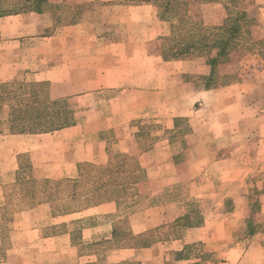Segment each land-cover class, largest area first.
Returning <instances> with one entry per match:
<instances>
[{"label":"crops","instance_id":"crops-1","mask_svg":"<svg viewBox=\"0 0 264 264\" xmlns=\"http://www.w3.org/2000/svg\"><path fill=\"white\" fill-rule=\"evenodd\" d=\"M13 4L14 0H0V7ZM161 14L156 1L46 0L40 13L0 15V87L45 84L50 100L70 104L72 118V124L60 130L14 134L7 125L11 112L1 107L0 144L57 137L59 147H67V152L46 162L38 152L43 146L8 147L6 151L14 156L10 164L0 162V189L13 185L23 170H31L37 179L77 180L84 167L111 165V150L120 156L137 155L140 160L149 157L154 162L145 165L138 161L145 177L136 184L128 235L142 236L173 222L178 233L173 238H157L148 247L123 252L133 253L134 261L146 264L162 245L178 246L174 254L179 259L174 264H200V258L184 257L187 248L212 246L215 249L208 253H216L219 247L215 246L228 241L227 256L219 263L211 259L208 264H264V224L261 219L253 220L256 215L264 218V191L239 193L235 189L248 178L247 174L239 176L240 171L253 165L259 149H264V145L256 148L254 143L251 96L239 94L232 84L215 88L196 85L193 80H205L211 71L201 58L163 60L156 44L169 37L170 23ZM210 93L216 95L212 101ZM260 119L264 120V113ZM162 122L169 126L158 127ZM183 122L195 125L183 129ZM145 123L152 126H140ZM260 127L264 135V122ZM111 133L115 137L110 139ZM143 136L148 144L139 143ZM179 165L185 177L192 168H213L218 189H198L195 197L203 200L202 208L185 210L178 193L170 204L164 202L170 195L163 186L157 187L165 182L158 171L169 168L182 177ZM225 183L229 191L222 190ZM142 200L148 203L140 207ZM33 213H41L42 219L53 223L77 215L109 219V239L120 231L119 218H113L121 213V206L111 199L68 214L52 215L47 203L20 214L28 218ZM208 214L215 221L211 222ZM249 221L251 234L247 233ZM100 228L97 223L85 226L82 232ZM30 232L39 236L41 229Z\"/></svg>","mask_w":264,"mask_h":264},{"label":"rangeland","instance_id":"rangeland-1","mask_svg":"<svg viewBox=\"0 0 264 264\" xmlns=\"http://www.w3.org/2000/svg\"><path fill=\"white\" fill-rule=\"evenodd\" d=\"M155 1L159 6L161 13H163L164 16L170 20V32L171 24L174 26L178 25L179 18L186 20L190 19V21L192 20L195 25L199 24V26H201L200 30H210V28L223 25L229 15L230 18H234L237 12H247L248 17L251 19V25L246 27L245 31L250 30L248 34L249 36L246 35L240 47H238L236 52H234V54H232L230 57V62L228 64L216 66L214 78L209 83V85H212L211 87L213 88L226 87L231 84L236 85L235 91H238L239 94L245 95L247 93L249 96H251L249 97L250 99L248 102L251 101L255 114L253 131L255 139L254 143L256 148L257 146L264 145V135H261L263 132L261 131L262 127H260V125L264 122V120L262 121V119H260L262 113H264V0H216L215 3H212L210 6L206 7H201L197 0L189 1L187 3H180L181 1H179L178 3H174L171 7H168L167 10H165L164 7V4L167 0ZM78 13H80V11H78ZM173 34L175 38L176 35L180 38V34L178 32L176 34L174 31V33L169 35V39L173 37ZM170 47L171 40L165 41V39H163L158 44H156V49L160 52H165ZM211 55H213V53ZM201 60L206 62L205 57H201ZM193 81H195V84L199 86L206 87V85H208L205 80ZM8 92H15L16 94L19 93V84H12V87L10 88L0 89V95H3V98H5V95ZM208 96L210 97L209 101H212L216 95L214 96L213 93H210ZM244 101L245 99H243L241 104H238L242 105ZM12 105L13 101L11 99L5 98V100L0 101V109L1 107L6 106V110L9 111V108H11ZM232 105L234 106L236 103ZM66 106L68 112H70V104L66 103ZM205 109L206 107L204 106L203 111H205ZM163 121H165V119ZM191 125L195 124L183 122L180 127L187 129ZM140 126L149 129L152 125L150 123H145ZM157 126L166 127L169 126V123L162 122V124H158ZM114 137L115 135H113V133L109 135L110 139ZM42 140L37 141L36 139L30 138L26 141H17L13 143H9L7 140L2 141L3 144H0V162L4 161L6 164H10L14 154L13 152L6 151L8 147H10V150H17L20 148L24 149L33 146H43L42 148L38 149V152L40 153V158L42 157V160H45L46 162H49L50 160L53 161V158L63 154V152L66 154L67 147H59V141H57L59 138L47 137L45 140ZM68 140L69 139L67 138L66 142H68ZM146 142L148 144V140L144 136L139 140V143L141 144H146ZM261 149L258 151L259 154L256 155L258 158L254 160V164L248 167L244 166L242 171H240L239 176L242 174L244 177L247 174L248 178L247 180L245 179L246 181L244 180L243 183H239V185L236 186L235 189L239 191V193L264 191V149ZM110 152L111 165H119L121 163V166H123V163L127 162L128 166L137 164L139 167V162L141 161L145 165L148 162H154V160H151L149 157H144L140 160V158H137V155L120 156V154L113 153L112 150ZM176 152L179 153L180 150H177ZM162 155L164 158L160 156L159 157L163 158L165 161V153ZM192 162L193 159H191V163ZM261 162H263V165L259 166V163ZM9 167L10 166L8 165L7 168ZM179 167L181 166L179 165ZM126 168L127 167L124 166L122 170H125ZM139 169V174L143 179L145 177L144 170L141 167H139ZM201 169H204V171L201 172ZM127 170L128 172H125L123 175L132 176L133 168L128 167ZM158 172L160 175H162V178L164 177L165 182L163 181L158 183L157 187L163 186V188L166 190V193L170 195L169 198H164V202L170 204L171 201H174L172 199L176 198V194L178 193L180 195V199H183L182 201H184L185 210L187 208H202L203 200L195 197V195H197L198 189L201 190L205 188L206 192H213L218 189L217 184L215 185L214 182L215 177L213 168H192V172L188 177L184 176L185 174L183 171L181 175L182 177H180L178 176V173L174 174L176 172L169 168H162ZM119 173H121V170H119ZM24 174H26L25 176L29 175L26 173V171ZM199 174L202 175L198 177ZM189 177L191 178L190 182ZM205 179V183L198 182L201 180L205 181ZM223 185V191L230 190V187L227 183ZM136 188L138 187L135 186V191H138ZM2 190L4 192V189ZM2 190L0 189V192ZM112 190L117 192V188H112L111 193H107V195L118 197L120 191L118 190V193H116ZM185 197L186 199H184ZM122 198L123 204L121 206V213L116 215L113 219L119 218V232L123 235H127V237L123 238H107L109 233V219L99 218L93 220L87 215H77L67 217L65 218V221L60 223H53L52 221L42 219L41 213H33L28 218L26 216H21V214L14 215V221L7 223L6 215H0V264H118L124 261L138 262L134 261L132 255L133 253L122 251L130 250V248L121 249L120 247L124 244L123 240L125 239H127V243L129 244H133L134 242L133 239H131L128 235V217L129 213L135 211L132 208L135 199L130 198L129 200H125L124 197ZM206 201L210 200L206 199ZM0 203H2V205L0 204V207L3 206L4 200L0 201ZM147 203L148 201L142 200L140 207L147 205ZM180 205L183 208V205ZM206 206L208 207L211 205L206 203ZM20 207V203L17 199L12 203L10 202L9 204V210L15 211ZM209 215L210 214H208L207 217H209L210 221H215L214 216L212 217ZM9 217L10 216L8 215L7 218ZM260 219L263 220L264 224L263 216L261 218L258 217V219L257 215L253 217L254 222L256 220L259 221ZM135 221L136 220L133 222L135 223ZM97 223L101 225L99 230L85 233L82 232L85 226H92ZM34 228L41 229L39 236L35 235L33 232H30ZM175 228L176 224L174 222L169 223L159 231L148 232L149 234H147L145 240L153 241L157 238H173L178 233ZM69 235H71V237ZM55 236L59 237L55 239L53 238ZM41 237H51L52 239L43 241ZM145 240L143 239V241ZM225 243L226 245L224 246H215L219 247V251L216 253H208V250L215 249L212 246L189 247L185 250L184 257L191 258V260L200 258V264L211 263V259L219 263V261L227 256L225 254L230 248V243H228V241ZM178 248V246L175 247L162 245L156 249L153 260L146 264H174L173 261L179 259V256L174 254V250H177ZM240 248L244 249L243 247ZM209 254L212 255V258Z\"/></svg>","mask_w":264,"mask_h":264},{"label":"trees","instance_id":"trees-1","mask_svg":"<svg viewBox=\"0 0 264 264\" xmlns=\"http://www.w3.org/2000/svg\"><path fill=\"white\" fill-rule=\"evenodd\" d=\"M46 0H14L12 6L0 7V15L33 11L40 13L43 10V4ZM149 2L155 0H139ZM187 3L193 0H167L164 4L165 10L174 3ZM196 1V0H194ZM200 4L215 3L216 0H197ZM29 4V5H28ZM162 18H166L161 14ZM167 21H170L166 18ZM251 25V19L246 11L237 12L234 18L230 15L224 24L209 29L200 30L199 24L195 25L192 20L179 18V24L174 26L171 24V33L174 31L180 34L176 38H165V41L171 40V47L161 52V57L165 61L179 60H195L205 57L207 65L211 67L209 76L205 79L208 83L206 88L211 87L209 83L214 78L216 66L228 64L230 57L236 49L240 47L243 39L249 36L250 30L245 28ZM199 30V31H198ZM213 53V55H211ZM12 85L0 87L7 89ZM20 92H8L6 99H11L13 105L10 108L8 119L9 131L14 134H41L55 130H60L72 124L70 112L67 110L66 102L50 100L48 97V86L45 84L19 85ZM3 95H0V101H3ZM125 163V162H124ZM123 166L120 163L109 165L106 167H84L80 170V178L77 180H61L50 181L47 179H37L32 175L31 170H23L17 176L16 182L4 189V205L0 207V215H6L7 223L14 221L13 216L19 215L22 211L32 209L38 204L47 203L51 207L52 215H61L81 211L93 205H97L108 199L115 200L120 206L123 204V198L129 200L134 198L135 186L143 180L140 176V169L136 165H129L127 162ZM133 168L132 176H124L128 172L127 168ZM121 170V173H119ZM26 171L28 176L24 174ZM117 188L118 197L108 196L111 189ZM128 191V193H127ZM133 191V192H132ZM18 200L20 208L18 210H9V204L14 200ZM127 204V203H126ZM129 205V204H128ZM10 216L7 218V216ZM192 225V224H191ZM252 222L248 224V234L253 232ZM252 228V229H251ZM142 236L131 237L133 244L127 243V239L123 240L121 249H140L148 247L151 241H146ZM119 232L117 237L123 238ZM143 239L145 241H143ZM118 264H142L140 262H121Z\"/></svg>","mask_w":264,"mask_h":264}]
</instances>
